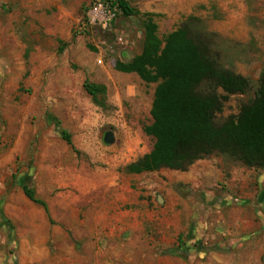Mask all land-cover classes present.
Masks as SVG:
<instances>
[{
  "label": "rangeland",
  "instance_id": "374dc122",
  "mask_svg": "<svg viewBox=\"0 0 264 264\" xmlns=\"http://www.w3.org/2000/svg\"><path fill=\"white\" fill-rule=\"evenodd\" d=\"M95 1L0 0V264H32L31 254H19L20 239L26 241V247L38 240L41 250L48 252L39 254V264H66L60 254L54 253L51 242L52 228L63 214L53 210L54 222L50 220L43 207L25 198L23 187L35 189L37 197L47 202L56 201V195L65 189H56L55 183H51L55 179H35V162L45 160L63 166L76 154L88 162L89 154L81 145L84 121L89 119L94 124L91 127L95 144L107 156L121 151L128 142L139 146L136 161L153 150L155 140L147 136L144 129L153 123L151 110L157 84H146L137 75L115 70L116 62L129 61L141 54L144 19L141 16L119 19L116 29L128 36V43L118 45L115 36L106 35L114 52H105V62L99 65L95 49L98 39L79 31L85 10ZM127 1L138 10L139 4L145 0ZM183 7L185 18L191 11L192 16L200 20L201 28L216 31L235 22L233 16L249 15L243 21L250 29L248 46L252 61L224 66L250 82L246 94L230 98L219 120L237 117L241 109L254 100L260 87L259 80L264 75V0H184ZM173 12L176 14V8ZM239 20L237 25L242 22ZM166 21L164 15L158 16L156 21L162 40L168 35L166 24L169 21ZM182 22L175 24V28H179ZM98 36L102 37L101 34ZM216 56L219 58L220 55L216 53ZM85 83L107 86L105 106L94 104L84 90ZM99 100L104 102L101 96ZM64 132L73 141L75 150L64 140ZM108 132H113L117 138L113 151H109L112 149L104 143V134ZM207 163L216 167L217 174L215 183L212 181L206 189L193 183H177L180 173L170 170L132 178L122 174L119 182L120 186H129L139 192L141 200L157 208L165 205L162 204L166 197L165 188L171 189L174 193L172 203L176 206L173 212L167 213L169 218L178 213L182 199L191 207V220L198 226L205 225L212 215L231 208L239 196L251 195L252 199L247 201L249 206L253 204L257 208V221L263 225L264 233V168H247L220 154L195 166L200 170L201 165ZM90 167L94 165L90 163ZM235 170L240 182L233 189L229 178ZM246 171L254 172L249 183L242 180ZM150 192L155 195L150 197ZM130 195L135 200L132 193L124 198L129 199ZM224 201L232 204L223 206ZM125 204L120 203L119 208L123 209ZM80 209L78 205L73 210L74 218L77 216L78 219ZM222 231L221 225L207 231L210 236H219L218 239L201 235L188 242L180 238L162 255L181 248L185 250L180 251L181 254H191V248L199 250L197 254H206L218 246L224 250L222 244L226 239L220 236ZM261 253L264 254V242ZM72 255L73 261L87 264L84 254ZM88 264H92L91 259Z\"/></svg>",
  "mask_w": 264,
  "mask_h": 264
},
{
  "label": "crops",
  "instance_id": "0c3cea01",
  "mask_svg": "<svg viewBox=\"0 0 264 264\" xmlns=\"http://www.w3.org/2000/svg\"><path fill=\"white\" fill-rule=\"evenodd\" d=\"M183 4L184 0H145L139 4L138 11L142 15H153L156 24L158 16L164 15L166 22L169 21V24H166L168 29L166 33L171 34L178 29L175 28V24L193 15L190 11L185 18ZM175 8L176 14L173 12ZM245 10L248 11L247 7ZM248 16L247 13L233 16L235 22L219 31L202 28L213 34L211 48L220 55L218 61L221 65L252 61L253 55L248 46L250 29L248 23L246 25L243 21V19L247 20ZM238 19L242 21L240 25H237ZM103 86L107 88L106 85ZM91 125L94 124L89 122V119L82 125L85 133L81 145L82 150L89 154L88 162L80 159L76 154L65 161L63 166L58 162L39 160L35 162L33 168L35 179L44 178L50 181L55 179L51 183H55L56 189H65L63 193L56 195L54 203L38 198L47 204L49 214L46 211L45 213L53 222V210L63 214L56 221L57 224L53 223L51 242L54 244V253L60 254L59 257L66 264H78L73 261L72 254H84L87 264L90 259L92 264H264V254L261 253L264 242L263 225L257 221V208L253 204L249 206L247 200L252 199L251 195L239 196L235 205L212 215L205 225L198 226L197 223L192 222L191 207L182 199H180L182 207L178 213L169 218L170 215L167 213L173 212L176 206L172 203L174 198L171 197L174 193L171 189L165 188L166 197L165 202L162 203L165 205L158 203L162 206L157 208L151 206L148 201L141 200V194L131 187L120 186L122 174L127 175L128 178L139 176L120 171L136 162L138 144L128 142L121 151L118 150L119 152L116 151L114 155L107 156L95 144ZM114 138V143L107 145L112 149L109 151H113L116 145L115 134ZM72 144L73 147H70L75 150L73 141ZM90 163L94 165L93 168L90 167ZM195 164L190 167L192 168L189 169L190 171H175L180 173L177 183H193L198 187H204L203 189L209 188L212 181L215 183L216 167L207 163L202 164L201 169L198 170ZM237 173L236 170L233 171L229 178L233 189L240 182L236 177ZM253 174L252 171H246L244 175L242 174V180L249 183ZM131 193L135 200L131 195L128 196L129 199L124 198L126 194ZM149 195L151 197L155 193L150 192ZM24 196L31 202L25 194ZM124 202H126L124 208L120 209V203ZM230 204L232 203L223 202V206ZM78 205L81 209L77 219V216L74 218L73 210ZM57 216L59 217L58 214ZM215 225L222 226L223 231L220 236L226 239L222 244L224 250L218 246L206 254H197L199 250L195 251L191 248V254H181L180 251L185 252L184 248H181L162 255L180 238H185L188 242L201 235L218 239L219 236L207 234V231ZM19 242L21 244L19 254H31L32 264L40 263L39 254H48L44 249L41 250L38 240L33 241V245L29 247L25 246L24 239H20ZM87 254L93 256L89 257ZM136 254L142 255L138 257Z\"/></svg>",
  "mask_w": 264,
  "mask_h": 264
},
{
  "label": "trees",
  "instance_id": "16d2710c",
  "mask_svg": "<svg viewBox=\"0 0 264 264\" xmlns=\"http://www.w3.org/2000/svg\"><path fill=\"white\" fill-rule=\"evenodd\" d=\"M109 1L118 5L121 17L144 19L141 54L116 62L115 70L136 74L146 84H157L151 110L153 123L144 129L155 140L153 150L126 166L125 173L187 172L196 162L216 154L247 168H264V75L254 100L237 117L221 121L219 115L226 103L232 96L246 94L250 82L219 63L211 48L213 34L201 28L200 20L188 17L162 40L153 15H142L127 0ZM84 90L94 104L105 106V86L85 83ZM63 138L73 147L66 132ZM23 191L49 214L47 204L34 189L25 186Z\"/></svg>",
  "mask_w": 264,
  "mask_h": 264
},
{
  "label": "built area",
  "instance_id": "2783aa9c",
  "mask_svg": "<svg viewBox=\"0 0 264 264\" xmlns=\"http://www.w3.org/2000/svg\"><path fill=\"white\" fill-rule=\"evenodd\" d=\"M120 17L121 11L118 5L109 0H96L85 10L84 20L79 26V31L83 34H91L94 39H98L97 42L94 41L99 65H103L105 62V52H114V47L109 44L106 35L115 36L118 45L123 46L128 43V36L116 29ZM98 34H101L102 37H99Z\"/></svg>",
  "mask_w": 264,
  "mask_h": 264
},
{
  "label": "water",
  "instance_id": "95a60500",
  "mask_svg": "<svg viewBox=\"0 0 264 264\" xmlns=\"http://www.w3.org/2000/svg\"><path fill=\"white\" fill-rule=\"evenodd\" d=\"M114 134L112 132H108L104 137V143L106 145H112L114 143Z\"/></svg>",
  "mask_w": 264,
  "mask_h": 264
},
{
  "label": "flooded vegetation",
  "instance_id": "af4514ba",
  "mask_svg": "<svg viewBox=\"0 0 264 264\" xmlns=\"http://www.w3.org/2000/svg\"><path fill=\"white\" fill-rule=\"evenodd\" d=\"M107 133H105V135H106Z\"/></svg>",
  "mask_w": 264,
  "mask_h": 264
}]
</instances>
